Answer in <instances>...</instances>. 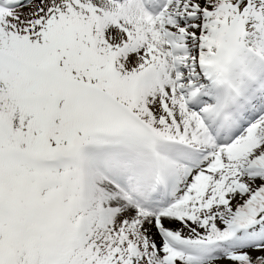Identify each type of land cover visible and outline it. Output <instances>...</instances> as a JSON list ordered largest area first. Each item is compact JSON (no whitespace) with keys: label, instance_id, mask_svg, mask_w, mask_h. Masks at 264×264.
<instances>
[{"label":"snow or ice","instance_id":"snow-or-ice-1","mask_svg":"<svg viewBox=\"0 0 264 264\" xmlns=\"http://www.w3.org/2000/svg\"><path fill=\"white\" fill-rule=\"evenodd\" d=\"M0 264H264V0H0Z\"/></svg>","mask_w":264,"mask_h":264}]
</instances>
